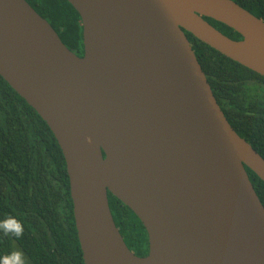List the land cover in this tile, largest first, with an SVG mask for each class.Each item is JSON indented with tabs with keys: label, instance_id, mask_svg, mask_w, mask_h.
Segmentation results:
<instances>
[{
	"label": "water",
	"instance_id": "obj_1",
	"mask_svg": "<svg viewBox=\"0 0 264 264\" xmlns=\"http://www.w3.org/2000/svg\"><path fill=\"white\" fill-rule=\"evenodd\" d=\"M82 56L25 0H0V76L64 158L84 264H264V159L229 125L184 31L264 77V22L232 0H66ZM203 17L241 36L231 40ZM107 193L138 218L134 255Z\"/></svg>",
	"mask_w": 264,
	"mask_h": 264
},
{
	"label": "trees",
	"instance_id": "obj_2",
	"mask_svg": "<svg viewBox=\"0 0 264 264\" xmlns=\"http://www.w3.org/2000/svg\"><path fill=\"white\" fill-rule=\"evenodd\" d=\"M25 1L67 49L82 55L80 18L66 0ZM232 1L264 22V0ZM203 19L229 39H241L224 24ZM184 34L229 125L264 159V77ZM245 171L264 206V183L247 167ZM107 202L127 248L146 256L141 222L110 193ZM9 216L22 223L23 235L0 231V257L18 247L28 264H84L61 150L45 122L0 76V221Z\"/></svg>",
	"mask_w": 264,
	"mask_h": 264
},
{
	"label": "clouds",
	"instance_id": "obj_3",
	"mask_svg": "<svg viewBox=\"0 0 264 264\" xmlns=\"http://www.w3.org/2000/svg\"><path fill=\"white\" fill-rule=\"evenodd\" d=\"M0 231L5 235L11 234L19 238L23 235V225L15 217L9 216L3 221H0ZM0 264H28V262L22 251L15 250L0 257Z\"/></svg>",
	"mask_w": 264,
	"mask_h": 264
},
{
	"label": "flooded vegetation",
	"instance_id": "obj_4",
	"mask_svg": "<svg viewBox=\"0 0 264 264\" xmlns=\"http://www.w3.org/2000/svg\"><path fill=\"white\" fill-rule=\"evenodd\" d=\"M77 56H82L80 53H75Z\"/></svg>",
	"mask_w": 264,
	"mask_h": 264
},
{
	"label": "rangeland",
	"instance_id": "obj_5",
	"mask_svg": "<svg viewBox=\"0 0 264 264\" xmlns=\"http://www.w3.org/2000/svg\"><path fill=\"white\" fill-rule=\"evenodd\" d=\"M14 247H17V246L14 244ZM16 249L19 250L18 247H17ZM20 251H21V250H20ZM25 258H26V257H25ZM26 260H27V259H26Z\"/></svg>",
	"mask_w": 264,
	"mask_h": 264
}]
</instances>
